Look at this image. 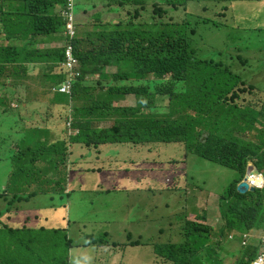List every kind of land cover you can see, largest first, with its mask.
<instances>
[{
	"label": "clouds",
	"instance_id": "obj_1",
	"mask_svg": "<svg viewBox=\"0 0 264 264\" xmlns=\"http://www.w3.org/2000/svg\"><path fill=\"white\" fill-rule=\"evenodd\" d=\"M82 1L84 0H66L64 5L55 9V13L59 14L64 20L63 40L55 43L56 48H65V60L59 64L43 61L28 64L25 62L23 65H18L12 62L13 58H15L12 47L17 42L19 44L25 43L27 39L23 42L19 40H0V45L10 46L9 61L4 64L5 68L0 71H7L11 74V77L7 79L0 78V120L6 122L12 119V124L18 123L10 125V131L18 135V144H16V139L11 140V137L15 136V134H11L9 142H5L2 141L3 136H1L0 132V154L2 159L8 160L13 165L14 159L21 152V135L26 130L38 127L39 130L47 133L51 139H55L54 141L79 133V130L72 129L75 120L73 101L70 100L69 105H66L54 103V99L57 94L67 95L71 98L74 86L83 77L82 61L75 54L74 40L79 38L80 31L89 32L92 30L97 14L102 16V25L106 29L108 27L111 33L117 24L124 22L125 26L133 18L138 26L152 25L155 17L157 19L160 18V14L156 12L158 8L165 11L161 16L165 21L172 20L173 22L181 23L185 20H198V17H202L217 22L219 25L217 27L213 23H207L205 26L210 25L215 29L221 28L226 32L229 27L235 25L236 20L244 25V28L245 26L249 28L252 26L245 21L244 17L239 16V9L234 7L235 3H240L242 0H190L188 2L179 0L178 9L169 6L166 0H85L91 3L89 9H85ZM249 1L255 2V0ZM14 3L8 0L7 4L13 6ZM261 3H264V0H261ZM211 4L220 5V9L212 16L193 13L190 8V6H199L202 7L204 13H208L212 11V9H209ZM99 7H101V12L95 13L93 21L84 23V17L81 20L79 19V15L83 11L90 13V9L97 10ZM257 10L263 14L262 7H257ZM178 11H180V17L175 20L174 14ZM223 19L229 21V23L223 21ZM256 23H259V21ZM250 29L247 31L248 35L242 33V39L236 44L217 42L216 47L212 45L208 47L209 41L198 38L191 41V46L195 50L197 58L208 60L211 66L218 65V70L222 71V73V66L229 67L236 74H238L237 72L241 73L242 68L248 67L252 70V68L257 66L258 60H264V29L258 27ZM51 45L46 43L45 45H40V47L49 48ZM226 51L234 54L230 55V59L233 61L232 64L225 65L217 58L218 55H222ZM247 54L252 55L248 56ZM240 56L243 57L244 62L239 59ZM16 67L19 70L23 69V71L19 74L16 73ZM48 67H50V71H46ZM104 68L106 69L105 75L110 77L113 76L112 74L119 72V68L116 65L105 66ZM263 73L264 65L258 68L257 76L252 80H248L239 74L247 83L248 90L247 92L239 93V98L234 103L238 108L237 110L250 108L256 112L264 111V79L262 80L263 83H259V76ZM61 74L64 76V80H56V77ZM99 77L95 73H89L85 80L89 83H96L100 80ZM172 77V74H169L167 77L168 81ZM129 83L130 81H118L117 86H127ZM13 87L15 88L14 90ZM30 92L36 95L35 99H33L31 94H28ZM234 92L233 90L227 97L230 98ZM120 97L116 105L123 107H134L137 105L138 99L135 95L127 94ZM186 114L194 119L208 117L207 112L199 108L188 109ZM211 117V148L203 146L200 151L197 152L195 150V147L198 148L196 144L204 143L203 138H198L189 146L185 142L179 141L162 142L153 144L155 147L154 158L150 163H142L138 158V162L129 166L124 157L112 159L106 156L109 160L108 163L104 165L100 161L95 160V166H92L87 162L86 158L81 156L86 152L85 149L73 145L70 148L71 156H66L64 164L60 162L59 167L64 165L70 173L75 174V177L78 176L79 172L83 176L90 175L89 173L91 172V174L101 175L100 183L97 187H93V190L100 189L107 193L111 191H116L117 193L128 191L126 189L127 185L137 183L140 179L149 177V173L154 172L160 174V177L157 178L159 180L158 194L160 196L166 191H172L173 195L179 197L180 191H185L186 194L182 201L180 212L168 218V225L160 229L159 237L154 240L153 244L145 238L142 240L140 235L135 236L132 232L127 231L125 238H129L128 246H150L153 250V245H157L166 239L164 237H166L169 229L174 231L184 224L188 233H197L194 232L195 225L196 227H203L198 232L205 237L202 239L196 237L192 249L188 250L194 257V264H227V257L234 260L232 264H236L240 253L232 254L231 246H226L227 241L235 242L239 247L255 246L258 254L249 264H264V139L260 140L257 133L254 132L255 130L248 135L242 134L237 129L235 118L232 114L225 117ZM259 121L264 123V117L260 118ZM19 125L21 126L20 129H18ZM101 126L106 127L107 124L102 123ZM255 127L263 129L259 122H255ZM197 131L201 132L202 128L198 127ZM41 140L45 139L41 138ZM244 141H250L252 147H245ZM160 144H164V153L170 159L169 162L162 161ZM101 148L108 147L104 145ZM47 153L50 154L48 150ZM189 156H196L202 160L231 169L236 173L237 178L219 196V199L206 195L203 190L191 183V179L186 173V159ZM50 158L51 156L47 154L38 155V159H41V161H48ZM72 158L75 161H72ZM54 159L59 160L60 156H54ZM67 159H69L68 163ZM31 166L33 167L34 164L31 163ZM56 171L51 168L47 173V179L53 180L51 175ZM101 171H104V173L100 174ZM132 172L140 174L134 183H130L127 177ZM57 173L59 174L60 170ZM104 176H106V179H103ZM118 178L121 181H118ZM14 182V172H11L5 189L0 194V226L5 224L15 229L44 227L47 230L63 231L65 233H63V236H67L71 240L67 251L63 253L66 257V264H87V262L89 264H97V262H101L110 255L112 258L120 256V264H127L123 263L125 260L124 254L117 252L120 244L109 239L108 234L99 239L88 236L83 243L76 244L69 236L67 229L49 227L50 213L65 208L64 203H59L54 199L51 201L52 205L48 204L46 206L50 208V211H47L43 205L44 194L27 201L26 198L31 192L17 195L13 189ZM51 186H55L54 182H52ZM69 186L72 187L71 180ZM68 187L65 191L69 190ZM34 188H36V184L33 183L31 189L33 190ZM149 188L151 191L154 190L152 183L149 184ZM71 192L72 190L70 194ZM251 195H255V201L250 200ZM208 201H211V204L206 206ZM210 208H214L219 214V223L214 227L209 223L208 210ZM68 223L70 224L71 222L69 221ZM163 230H166V233H163ZM257 232L259 234L255 237L254 233ZM131 238L133 241H131ZM185 241L183 239L180 242L185 243ZM90 247L96 248L91 251L90 257L86 253L87 251H81L78 253L79 256H73V253H76L74 251L75 248L89 250ZM154 260L157 264L161 259L154 254ZM145 261L146 255L144 254L141 259H136L133 263L128 264H146Z\"/></svg>",
	"mask_w": 264,
	"mask_h": 264
},
{
	"label": "trees",
	"instance_id": "obj_2",
	"mask_svg": "<svg viewBox=\"0 0 264 264\" xmlns=\"http://www.w3.org/2000/svg\"><path fill=\"white\" fill-rule=\"evenodd\" d=\"M0 0V40H19L25 43L13 45L14 63L54 62L65 60V48H56L55 43L63 40V18L55 9L65 4L66 0ZM169 6L178 9L179 0H166ZM190 0H184L188 2ZM238 2V1H236ZM160 18L153 20L150 26L137 25L131 19L117 24L111 33L102 25L101 15L97 14L95 24L89 32H79L81 36L74 40L75 54L82 61L83 77L74 86L73 95L57 94L54 103L69 105L74 103L73 130L77 135L65 139H51L38 127L26 130L20 141L21 152L14 159L15 182L17 195L31 192L27 201L41 194H52V182L47 173L52 168L59 171V163L64 164L65 157L71 156L70 148L79 146L85 149L81 156L94 158L104 165L109 162L101 146L109 145H142L139 161L150 163L154 158L153 144L169 141L185 142L187 146L198 138V152L204 146H212V117L233 115L237 129L244 135L255 130L260 140L264 139V111L256 112L250 108L237 110L234 105L239 93L247 92V83L239 74L229 67L218 70V65L211 66L208 60L195 56L191 41L201 36V30L207 23L219 26L210 19L198 17V20H185L181 23L165 21L161 16L165 11L156 10ZM138 16H140L138 14ZM108 26V25H107ZM244 28L237 20L226 32V43L236 44L242 39ZM246 35L247 32L245 33ZM52 44L49 48L40 45ZM39 46V47H38ZM10 46L0 45V70L9 61ZM239 59L244 62L243 57ZM116 65L119 72L105 75V66ZM26 70V68H25ZM16 67V73H20ZM89 73L99 75L100 80L89 83L85 77ZM172 74V79L167 77ZM14 75V74H13ZM12 75V76H13ZM152 76V77H149ZM11 77L10 72L0 71V78ZM51 79L50 76H48ZM63 81L61 74L56 77ZM118 81H130L127 86H117ZM233 95H227L232 91ZM135 95L138 99L134 107H123L116 102L124 95ZM199 108L207 112L208 117L194 119L186 110ZM259 122L263 129H257ZM106 123V127H102ZM202 128L201 132L197 128ZM27 129V127H26ZM44 138L45 140H41ZM245 147L251 148L250 141H244ZM47 150L50 154L47 153ZM152 151V153H147ZM47 154L51 158L38 159V155ZM54 156H60L55 160ZM31 163L34 166H31ZM37 176V177H36ZM36 188L31 189L32 184ZM53 188L57 189V186ZM22 200V199H21ZM255 201V195H251ZM203 227L194 225V232L188 233L184 224L177 230L169 229L166 239L153 245L154 254L164 264H194L191 250L196 237ZM166 233V230L162 231ZM61 230H47L44 227L15 229L8 225L0 226V264H66L64 252L71 240L63 236ZM65 234V233H64ZM175 237L185 239V243L176 242ZM64 252L61 254V250ZM241 253L236 264H249L258 254L255 246H240Z\"/></svg>",
	"mask_w": 264,
	"mask_h": 264
},
{
	"label": "rangeland",
	"instance_id": "obj_3",
	"mask_svg": "<svg viewBox=\"0 0 264 264\" xmlns=\"http://www.w3.org/2000/svg\"><path fill=\"white\" fill-rule=\"evenodd\" d=\"M234 7L239 9V16L244 17L245 21L249 25H252L250 28L258 27L264 29V3H261V0H255V2L242 0L240 3H235ZM257 7H262L263 14L257 10ZM190 8L193 13L212 16L220 9V5H209V9H212V11L208 13H204L202 7L199 6H190ZM233 14L238 15L236 13ZM179 17L180 11L175 12V20ZM215 20L219 21L218 19ZM223 21L229 23V21L225 19H223ZM257 21H259V23H256ZM246 30L249 31L251 29ZM247 31H245V33ZM201 36L204 40L209 41L208 47L210 45L216 47L217 42H226V31L221 28L215 29L210 25L202 28ZM230 55L234 54H230L226 51L224 54L218 55L217 58L225 65H229L233 63L230 59ZM247 55L251 56L252 54ZM262 65H264V60H258L257 66L252 68V70L246 67L242 68L240 71L242 74L236 72L246 79L252 80L257 76L258 68ZM46 71H50V67H48ZM263 79L264 73L260 74L259 83H261ZM14 89L13 87V90ZM28 94H31L33 99H35L36 95L34 93L30 92ZM12 121V119L6 122L0 120V123H2L0 125L1 136H3L2 141L9 142L10 135L15 134V136L11 137V140L16 139V144H18V135L10 131V125L18 123L12 124ZM20 128L21 126L19 125L18 129ZM163 145L164 144H160V157L162 161L169 162L170 159L164 153ZM107 147L108 148H104V156L111 157L112 159L124 157L129 166L132 163L138 162L139 154L144 148L142 145H109ZM147 153H152V151ZM186 160L185 169L191 179V183L203 190L206 195H211L219 199V196L224 193L226 188L237 178L233 170L202 160L196 156H189ZM68 161L69 159H67V163ZM72 161H75V159L72 158ZM89 161L92 163L96 162L94 158L89 159ZM14 171L15 165L11 164L8 160L2 159L0 154V194H2V191L5 189L9 174ZM91 173H89L90 175L83 176V174L79 172L78 176L75 177V174L72 172L70 173L64 165H61L60 173L58 174L56 171L51 175L57 189L52 187V194H44L43 205L47 211H50V208L46 206L48 204L52 205L51 201L55 199L59 203H64L66 207L50 213L51 217L49 216L50 220L48 222L49 227L67 229L69 236L76 244L83 243L88 236L99 239L105 234H108L109 239L117 241L120 244L117 252L124 254L125 260L123 263H133L136 259H141L145 254L146 264H156L153 250L150 246H128L127 243L129 238H125V234L127 231L132 232L135 236L140 235L142 240L145 238L153 244L154 240L159 237L160 229L168 225V218L180 212L179 210L182 208V201L186 194L185 191H180L179 197L173 195L172 191H166L160 196L158 194L159 180L157 178L160 177L158 172L149 173V177L140 179L137 183H134V181L140 174L132 172L128 174L127 177L129 178V182H133L134 184L127 185L126 189L128 191L118 193L116 191H111L107 193L100 189L93 190V187H97L100 183L101 175ZM103 173L104 171H101L100 174ZM103 179H106V176H104ZM70 180L72 187L69 186ZM117 180L121 181L120 178ZM150 183L154 186L153 191L149 188ZM84 184L86 185L84 186ZM67 187L69 190L65 191ZM71 190L72 192L70 194ZM210 204L211 201H208L206 206ZM214 208L208 210L209 223L213 227L219 223V214ZM69 221L71 222L70 224L68 223ZM257 234L259 233H254L255 237ZM174 240L176 242L181 241L178 240V237H175ZM131 241H133L132 238ZM226 246H231L230 249L232 254L241 253V248L238 244H235V242L227 241ZM95 249L94 247H90L89 250L85 248H75L74 251L76 253H73V256H79L78 253L81 251H87L86 253L89 254L88 256L90 257L91 251ZM63 252L64 248L61 250V254ZM114 253H116V251H114ZM227 259V264H232L234 261L229 257H227ZM120 262V256L112 258L110 255L101 262H97V264H120ZM87 264L89 263L87 262ZM157 264L164 263L162 260H159Z\"/></svg>",
	"mask_w": 264,
	"mask_h": 264
},
{
	"label": "crops",
	"instance_id": "obj_4",
	"mask_svg": "<svg viewBox=\"0 0 264 264\" xmlns=\"http://www.w3.org/2000/svg\"><path fill=\"white\" fill-rule=\"evenodd\" d=\"M82 4L84 5L85 9H89L91 6V3L89 1H82ZM91 12L90 13H86L85 11H83L80 15H79V19L81 20L82 17H84L85 21L84 23H89L91 21H93L95 13H100L101 12V7H99L97 10H93L90 9ZM25 88V87H24Z\"/></svg>",
	"mask_w": 264,
	"mask_h": 264
}]
</instances>
